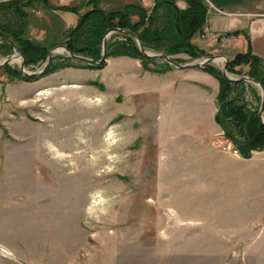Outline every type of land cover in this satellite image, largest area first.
Wrapping results in <instances>:
<instances>
[{"label": "rangeland", "instance_id": "obj_1", "mask_svg": "<svg viewBox=\"0 0 264 264\" xmlns=\"http://www.w3.org/2000/svg\"><path fill=\"white\" fill-rule=\"evenodd\" d=\"M131 1L143 5L0 0V31L9 33L0 32V264H264V138L254 125L264 127V79L251 74L256 60L264 78V0H206L207 20L198 30L196 22L192 39L202 49L198 55L167 53L181 49L167 50L185 28L177 30L174 6L166 0L143 5L150 10L149 29L130 25L143 21L136 9L106 25L105 65L92 67L71 55L94 43L84 33L98 14L89 16L103 17L91 13L71 36L82 14L93 8L109 14ZM172 1L181 11L189 6ZM62 4L79 12L57 8ZM181 17V23L189 20L188 13ZM120 22L145 35L142 42L133 32L150 54L220 71L207 72L212 85L224 81L221 121L236 141L248 136L243 145L249 156L216 118L215 129L190 128L192 117L185 119L201 109L204 94H183L184 82L167 72L192 68L146 55L151 68L170 67L156 72L139 57L110 53L130 38L138 45L131 33L113 30ZM51 50L41 76L26 73L41 71ZM245 52L254 61L239 56ZM211 55L225 60H208ZM123 56L135 68L117 66ZM51 68L57 69L47 74ZM154 72L164 74L147 76ZM189 94L199 98L190 101ZM236 110L248 117L246 134Z\"/></svg>", "mask_w": 264, "mask_h": 264}, {"label": "trees", "instance_id": "obj_2", "mask_svg": "<svg viewBox=\"0 0 264 264\" xmlns=\"http://www.w3.org/2000/svg\"><path fill=\"white\" fill-rule=\"evenodd\" d=\"M93 1L94 0H87V3L88 2H93ZM98 1L99 0H97V3H98ZM166 1L174 6V9H175L174 11L176 12V18L174 20V24L176 25L177 30H179L181 32V30L183 28H185V30L183 29V34L182 35L181 34L178 35L179 39H178L177 36H176L177 38H175V37L170 38V39H174L173 40V44L171 43L172 46L167 48V50L171 49L172 47H174L175 45L178 44L181 49L176 51V50H174L172 48L167 53L170 52L171 54H173L174 52L177 53V52L183 51V52H191V54H193V55H198L202 49H200V47L197 46L196 43L192 41V39H193V34L196 33V30H195L196 22L198 21V25H199V27L197 28V30H198L200 27L202 28L204 22L207 20L206 19L207 15H205V14L208 13V5H206L207 4L206 0H205V2L203 0H192V3H191L190 0H187V2H189V6L186 9V11H181L180 7H178V5L175 4L174 1H172V0H166ZM45 2H46V0H45ZM193 2H196V4H197L196 7H194V3ZM94 5H96L95 2H94ZM57 8L63 9V10H67V11H73V12H77V13L79 12L77 6L76 5H71V4H62V5L58 6ZM135 9L140 11L142 13V15L144 16V18H143V21H139L137 23L136 22L132 23L130 21V25H132L133 27H135V25H140V26H144L145 28L149 29L148 14H149L150 10H148L145 6H143L139 2H130V3H126V5H124L120 9L110 11L109 14L107 13L106 14L107 15V19L106 20H103L102 15H100L99 13H93V14H91L89 16V17H91L92 15L98 14L97 17L93 19V21L96 23V25H94V27H92L90 29H87L85 31V33H84V37H86L87 34L92 36L91 39L94 40V43L92 45L85 46V44H82L80 47L74 49V48H72L74 46L73 41L69 42V44L67 42V44L72 49H74L77 53H80L82 55H86V56H89V57H92V58H95V59H100L101 58L100 48H101V46L103 44L104 31H105V29L110 27V26H106V25L107 24H109V25L111 24V25L115 26L112 23L113 20H115L116 18L118 20L122 19V18H119V15H123V14H126V15L128 14V16L129 15H133V13H136V12L133 11ZM154 10H155V8H154ZM20 11H22V10L19 9V8L16 9V12L20 13ZM192 11H193V13H192ZM202 11L203 12L206 11V12L202 14ZM185 13H188L189 20L187 19V21H185L184 23H181V20L183 19L181 16H182V14H185ZM151 15H152V13H151ZM151 15H150V17H151ZM199 15H200V17L198 18ZM202 16H203V18H202ZM154 19H155V17H154ZM20 21H21V26L20 27H21V30H23L24 24L26 23V19L22 18V19H20ZM120 21H122V20H120ZM85 23H88V22H85ZM121 23L122 22H120V24H117V26H119L121 28L129 29L132 32H135L138 35V37L141 39V41L145 42V40H144L145 35L144 34L140 33L138 30H136V28L134 30V28H132L130 26H127L124 23L123 24H121ZM186 24H187V26H186ZM25 26H26V24H25ZM84 26H85V24L83 25V29H84ZM24 31H25V29H24ZM0 32L3 35H8L9 34V33H6L5 31H0ZM149 37L152 38V39H155V40L157 39V38H153V36H149ZM155 37H158V36H155ZM158 38H160V37H158ZM15 39L17 40L16 37H15ZM130 39H132V40H128L129 43H126V42L123 43V44H125L124 46H121L118 43L119 45L117 44L118 46L116 48L114 47L113 50L110 49L111 50L110 53L111 54L121 53V55H129V56H132V57H139L143 61V64H144L145 68L148 69V70H151V71L160 72V71H165V70L170 68V67L166 68V66L164 67V69L151 68L149 66V64H147V61L149 60L148 59L149 57L146 56V54L143 53L140 50L139 46L135 43L133 38H130ZM17 41H19V40H17ZM159 41H160V39H159ZM146 43H148V42H146ZM19 46H21V45H19ZM109 48H110V46H109ZM109 48H108V50H109ZM249 49H250V44H249ZM101 50H102V48H101ZM41 55H45V53L44 52L42 53V51H41ZM118 55H120V54H118ZM251 55L252 54H250L249 52H245V53L239 54L240 57H243V58L247 57V59H250V62L253 60L251 58L252 57ZM255 61L253 62L254 63L253 67L255 68L257 66V68H256V70H251V74L254 77H256L257 79H259V80H261L263 82L264 78H261V76H260V72H261L260 69L262 67H260L258 64H256ZM87 64L91 65L92 67H100L101 66V65L96 64V63H87ZM49 68L50 67H48V69ZM56 69L57 68H53V69L51 68L50 70L46 71V73L48 74V72L54 71ZM206 69H207V71H209L213 75H216V76L218 75V71H219L218 69H217L218 70L217 71L215 68L209 67V66H207ZM46 73L44 75H47ZM17 76L20 77V74L17 75ZM36 78H37V76L36 77L35 76L34 77H28V79L27 78H23V79L33 80V79H36ZM220 80H221V82H220L219 92L217 94V99H216L217 106H218V110L216 112V119L219 120L221 126L223 127L224 135H226L227 138H230L231 140H233L237 144V148L240 150L241 154L244 157L245 156H249L247 154L248 152L246 151V149H245V147L243 145L244 143H246L248 141V136H247V140L244 143H242L240 141L239 142L236 141L237 139L235 140V139L231 138V134H232L231 133V129L230 128L226 129V126L224 125L223 121H221V115H220L221 113L220 112L222 111V108H223L222 104H225L223 100H222V104H221V98L223 96V91H224L225 87L223 86L224 85V81L222 83L223 78H220ZM230 82L231 81H229L228 83H230ZM231 84H232V82H231ZM235 114L238 115V117H239V119H237L238 125L241 127L243 133L246 134L247 133V126H248V122H249L248 121V117L245 120L244 119V115L241 112L237 113V110L235 111ZM249 117L251 118V114H249ZM260 123L262 124V126H264L263 122L260 121ZM227 125H228V123H227ZM254 125L259 131L262 132V136L261 137L264 138V127L260 128V126L258 127V124H254ZM241 144H242V146H241Z\"/></svg>", "mask_w": 264, "mask_h": 264}, {"label": "crops", "instance_id": "obj_3", "mask_svg": "<svg viewBox=\"0 0 264 264\" xmlns=\"http://www.w3.org/2000/svg\"><path fill=\"white\" fill-rule=\"evenodd\" d=\"M151 1L152 0H143V5L152 6V5H150ZM131 2H133V1H131ZM152 2H154V1H152ZM131 60H133V59H131V57H129V56H123L120 58V62H119V64H117V66L121 64L124 69L127 65L132 67V68H135L136 62L134 60L133 61H131ZM121 62H124L126 65L122 64ZM133 62H135V63H133ZM172 72H173V74H175V76H179V79L177 78V80H176L177 82L179 81L178 83L184 82L183 84L185 85V90H184L183 94H185L186 92L190 93L193 90L196 91V89L199 91L202 90V92L204 94L202 96V98H200L201 101H199L201 109L199 111H196L193 116L186 117V119H185V120L189 121L192 117V120L190 122L191 123L190 128H194L193 132H195V130L200 131L201 128L205 129L206 126H208L209 124L211 125V127L213 129H215V127H213V124L217 123L215 120L216 112L218 109L216 96L219 92V83L217 84V86H214V84L212 85V82H211L212 79L210 78V76H211L210 73H208L205 69H202V68H200V69L199 68H192V69H188L187 71L171 70L167 73L171 74ZM163 74L164 73H155L154 72V73H150V75H147V76H154L156 78H160ZM132 76H133V78H136L134 74ZM206 76H208V77H206ZM186 85L189 87H186ZM212 91H213V95H212ZM206 97H208V98L205 99ZM198 98L199 97L196 95L191 96V94H189V100L190 101H193V102L195 100L197 101ZM204 105H206V106H204ZM205 107H207L208 109H206ZM211 122H214V123H211ZM218 126H219V124H218ZM220 129H221V127H220Z\"/></svg>", "mask_w": 264, "mask_h": 264}, {"label": "water", "instance_id": "obj_4", "mask_svg": "<svg viewBox=\"0 0 264 264\" xmlns=\"http://www.w3.org/2000/svg\"><path fill=\"white\" fill-rule=\"evenodd\" d=\"M95 11H98V12H101L103 14V19L105 20L107 18V15L104 11V9H101V8H93V9H90L88 11H86L84 14H82V17L80 19V21L78 22L77 26L71 31V36L73 35V33L79 29L82 24L85 22L86 18L93 12ZM113 30H117V31H122V32H126V33H131L133 36L136 37L137 39V43H138V46L140 48V50L145 53L146 55L148 56H153V57H157V56H160V57H164L165 59H167L171 64H173L174 66H177L178 68H198V67H201L203 64L201 62H189V63H180V62H177L175 60H173L168 54H165V53H162V54H150L146 48H144L143 44L141 43L140 39L137 37V35L135 33H133L132 31L128 30V29H124V28H119V27H115L113 28ZM109 32L110 30L105 34L104 38H103V51H102V57L100 59H95V58H92V57H89V56H82V55H76V54H72L73 56H76V57H79L81 59H85L87 60L88 62H91V63H97V64H100V65H105L106 64V61H107V56H108V35H109ZM68 42H71V37L70 39L68 40ZM63 48H65L66 50L69 51V47L67 45H62ZM52 50L50 51V54H49V57H48V62L46 63V65L44 66V68L39 71V72H26L27 74H33V75H40L43 74V72L46 70L48 64H49V60L51 59V55H52ZM221 55H211L208 57V60H212V59H215L217 57H220ZM10 58L9 56L4 60V62H7L9 61ZM24 65V64H22ZM224 71L226 70L225 68L223 69ZM264 109V99L262 100V107H261V111H260V115H261V112L263 111Z\"/></svg>", "mask_w": 264, "mask_h": 264}, {"label": "bare ground", "instance_id": "obj_5", "mask_svg": "<svg viewBox=\"0 0 264 264\" xmlns=\"http://www.w3.org/2000/svg\"><path fill=\"white\" fill-rule=\"evenodd\" d=\"M17 56V55H16ZM216 59V58H215ZM217 59H221V60H223V62H224V57H217ZM102 200V199H101ZM96 201H98L97 199H96ZM103 201V200H102ZM105 204V203H104ZM98 207V206H97ZM107 237V236H106Z\"/></svg>", "mask_w": 264, "mask_h": 264}, {"label": "built area", "instance_id": "obj_6", "mask_svg": "<svg viewBox=\"0 0 264 264\" xmlns=\"http://www.w3.org/2000/svg\"><path fill=\"white\" fill-rule=\"evenodd\" d=\"M236 151V150H235Z\"/></svg>", "mask_w": 264, "mask_h": 264}]
</instances>
